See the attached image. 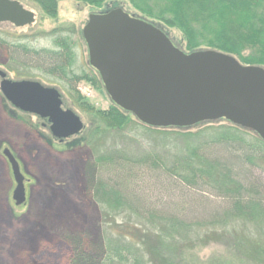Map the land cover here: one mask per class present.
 <instances>
[{"label": "rangeland", "instance_id": "rangeland-1", "mask_svg": "<svg viewBox=\"0 0 264 264\" xmlns=\"http://www.w3.org/2000/svg\"><path fill=\"white\" fill-rule=\"evenodd\" d=\"M13 1L20 3L23 11L14 23H0V71L11 81H36L58 90L65 106L82 119L84 129L80 135L59 142L53 137L47 120L16 110L0 92V264H72L78 250L102 249L111 238L120 236L126 242H142L145 228L137 224L136 216L126 212L114 217L115 212L96 201L92 188L94 164L99 155L113 150L125 153L131 160L146 156L152 149L163 154L172 147L155 146L159 135L144 131L132 114L134 124L128 129L110 132L90 143L92 131L103 126L95 112L109 110L113 102L98 72L89 63L83 37L84 27L93 14L121 8L138 18L139 12L126 0H106L101 6L62 0L58 4V16L50 18L32 0ZM162 28L173 43L188 52L178 30ZM56 29L65 31L62 38L67 37L74 49L71 74H87L96 79L78 84L77 91L83 99L79 104L73 100L78 97L74 93L70 96L67 90L74 85L73 81L50 75L49 63H42L33 53H24L22 49H53L52 39L45 35ZM227 124L226 120H218L182 132L208 135L203 131L207 127ZM3 128L7 134H2ZM5 149L19 161L26 178L27 202L22 206H16L13 199L17 185L3 155ZM219 154L227 158L223 151ZM234 173L244 186L260 184L264 200V166L247 164L244 171L234 169ZM96 174L106 182L117 181L113 173L103 168L96 170ZM132 174L129 180L124 175L127 180L122 189L151 211L188 221L206 218L215 212L222 214L230 208L228 201L208 193L205 188L188 187L175 177L154 172L151 167L137 166ZM260 235L256 226L238 223L235 227L220 229L219 235L209 242L186 246L180 258L189 264H264L260 259L264 239ZM88 258L92 264V256ZM74 264L88 263L80 257Z\"/></svg>", "mask_w": 264, "mask_h": 264}, {"label": "trees", "instance_id": "trees-1", "mask_svg": "<svg viewBox=\"0 0 264 264\" xmlns=\"http://www.w3.org/2000/svg\"><path fill=\"white\" fill-rule=\"evenodd\" d=\"M32 1L48 17L58 16V4L62 0ZM74 1L93 6H101L106 2ZM126 1L139 12V19L152 23L164 33L166 31L162 26L178 30L182 34L187 54L214 50L235 57L245 66L264 68V0ZM64 32L62 29H56L45 35L52 39L53 49H22L24 53H33L42 63H49L48 65L52 66L50 75H60L62 81H73L74 85L67 90L70 96L74 93L78 97L77 100L72 98L79 104L83 99L77 91L78 84L82 81L93 82L96 79L87 74H71L75 54L68 38H62ZM100 82L102 83L101 79ZM95 113L102 120L103 126L92 131L90 143H95L100 136H107L113 131H124L134 124L130 113L115 104L107 111ZM138 123L144 131L159 135L155 146H170L172 150L161 154L152 149L146 156L131 160L123 155L125 153L115 150L99 155L94 164L95 184L91 186L96 201L115 212L114 217L123 216L126 212L136 216L139 222L137 224L145 228V236L140 243L126 242L119 236L117 239H108L102 249L78 250L72 264L80 257H84L86 263L90 264L88 257L91 256L92 264H189L180 258L186 246L209 242L219 235L220 229L235 227L238 223L246 227L256 226L264 239V200L259 188L261 185L252 183L244 186L234 173V169L244 171L247 164L264 166V140L253 131L230 122L227 125L207 127L203 131L210 133L208 135L204 132H182L189 128H154ZM194 140L196 143L193 144ZM220 151H223L227 158H221ZM137 166L151 167L154 172L170 178L175 177L191 188H205L208 193L228 201L230 208L222 214L215 212L206 218L196 217L188 221L176 215L166 216L151 211L144 207L137 197L127 195L122 189L126 186L124 181L132 178L133 170ZM101 168L105 172L113 173L117 181L106 182L98 177L96 170ZM260 259L264 260V243Z\"/></svg>", "mask_w": 264, "mask_h": 264}, {"label": "water", "instance_id": "water-1", "mask_svg": "<svg viewBox=\"0 0 264 264\" xmlns=\"http://www.w3.org/2000/svg\"><path fill=\"white\" fill-rule=\"evenodd\" d=\"M22 11L20 3L0 0V23H14ZM83 37L90 65L112 102L143 125L190 128L226 120L264 140V68L245 66L214 50L187 54L161 29L121 8L91 15ZM0 91L17 110L47 120L60 142L84 129L54 88L11 81L0 71ZM3 155L17 185L13 199L22 206L27 202L25 177L12 152L6 149Z\"/></svg>", "mask_w": 264, "mask_h": 264}, {"label": "bare ground", "instance_id": "bare-ground-1", "mask_svg": "<svg viewBox=\"0 0 264 264\" xmlns=\"http://www.w3.org/2000/svg\"><path fill=\"white\" fill-rule=\"evenodd\" d=\"M7 133L8 131L5 128H3L2 134H7Z\"/></svg>", "mask_w": 264, "mask_h": 264}]
</instances>
